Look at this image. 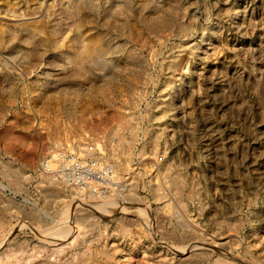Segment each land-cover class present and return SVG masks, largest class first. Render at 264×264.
<instances>
[{
	"label": "rangeland",
	"instance_id": "rangeland-1",
	"mask_svg": "<svg viewBox=\"0 0 264 264\" xmlns=\"http://www.w3.org/2000/svg\"><path fill=\"white\" fill-rule=\"evenodd\" d=\"M0 264H264V0H0Z\"/></svg>",
	"mask_w": 264,
	"mask_h": 264
},
{
	"label": "bare ground",
	"instance_id": "bare-ground-1",
	"mask_svg": "<svg viewBox=\"0 0 264 264\" xmlns=\"http://www.w3.org/2000/svg\"><path fill=\"white\" fill-rule=\"evenodd\" d=\"M40 171L46 177L66 182L76 190L84 191L92 197L102 196L106 191L107 183H112L113 180V174L109 168L101 169L93 162L80 156L79 153L73 152H57L49 158H45L40 164ZM98 206L102 208L101 204Z\"/></svg>",
	"mask_w": 264,
	"mask_h": 264
}]
</instances>
